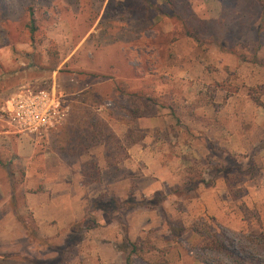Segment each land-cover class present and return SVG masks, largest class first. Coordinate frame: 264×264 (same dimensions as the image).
<instances>
[{
  "label": "rangeland",
  "instance_id": "obj_1",
  "mask_svg": "<svg viewBox=\"0 0 264 264\" xmlns=\"http://www.w3.org/2000/svg\"><path fill=\"white\" fill-rule=\"evenodd\" d=\"M21 89L71 109L0 111L8 264H264V0H0V110Z\"/></svg>",
  "mask_w": 264,
  "mask_h": 264
},
{
  "label": "built area",
  "instance_id": "obj_2",
  "mask_svg": "<svg viewBox=\"0 0 264 264\" xmlns=\"http://www.w3.org/2000/svg\"><path fill=\"white\" fill-rule=\"evenodd\" d=\"M70 109V104L56 90L21 89L5 101L0 111L16 133L36 136L62 126Z\"/></svg>",
  "mask_w": 264,
  "mask_h": 264
},
{
  "label": "trees",
  "instance_id": "obj_3",
  "mask_svg": "<svg viewBox=\"0 0 264 264\" xmlns=\"http://www.w3.org/2000/svg\"><path fill=\"white\" fill-rule=\"evenodd\" d=\"M39 90V89H37ZM36 91V90H35ZM97 206L99 209L101 210H105V204L104 203H100L99 201H96ZM191 229L197 233L201 238H203V244L205 245V247L208 250L214 251L216 253H222L226 250V247L224 246V244L213 234L209 233V232H205L201 226H197V225H192ZM129 247H130V252L126 258V262L127 264H131L130 263V259H131V254H134L137 252V244L135 242H129ZM233 256L235 257L236 260L238 261H245V260H253L255 259L254 256H252L250 254V251H246L244 250V254H242L241 257L238 256V253L233 254ZM201 262H203L204 264H215L213 261L215 259H213L212 257L205 255L203 257L200 258ZM8 264L7 260L2 257L0 258V264ZM251 263H253V261H251ZM250 263V264H251Z\"/></svg>",
  "mask_w": 264,
  "mask_h": 264
}]
</instances>
